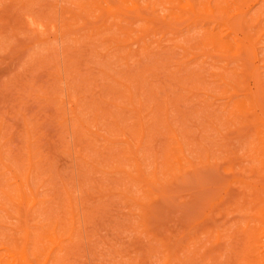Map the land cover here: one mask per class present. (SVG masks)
Returning a JSON list of instances; mask_svg holds the SVG:
<instances>
[{
  "label": "rangeland",
  "instance_id": "obj_1",
  "mask_svg": "<svg viewBox=\"0 0 264 264\" xmlns=\"http://www.w3.org/2000/svg\"><path fill=\"white\" fill-rule=\"evenodd\" d=\"M4 2L33 264H264V0Z\"/></svg>",
  "mask_w": 264,
  "mask_h": 264
},
{
  "label": "bare ground",
  "instance_id": "obj_2",
  "mask_svg": "<svg viewBox=\"0 0 264 264\" xmlns=\"http://www.w3.org/2000/svg\"><path fill=\"white\" fill-rule=\"evenodd\" d=\"M10 6L9 3L4 2L0 8V17L7 21L10 17ZM11 54L8 47L2 59L0 56V66H4V68L1 66L4 74L1 71L3 76L0 81V93L2 92L0 105L3 104L1 107L6 112H8L11 95ZM8 132H0V171L2 172L0 173V264H33L28 250L26 146L24 143L18 144L19 154L13 153L9 157L5 156V153L9 151L8 147L15 142L14 136Z\"/></svg>",
  "mask_w": 264,
  "mask_h": 264
}]
</instances>
